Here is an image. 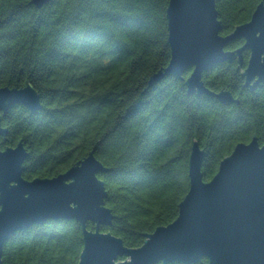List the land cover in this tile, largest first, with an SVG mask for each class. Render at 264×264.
Masks as SVG:
<instances>
[{
	"label": "trees",
	"instance_id": "1",
	"mask_svg": "<svg viewBox=\"0 0 264 264\" xmlns=\"http://www.w3.org/2000/svg\"><path fill=\"white\" fill-rule=\"evenodd\" d=\"M168 2L49 0L36 8L31 0H0V87L30 84L41 104L33 114L15 106L1 117L8 134L0 148L22 141L26 180L57 176L94 150L107 169L98 178L113 215L111 226L100 230L128 248L140 247L145 234L177 217L189 188L193 142L205 154V182L237 144L253 137L264 144V83L246 88L236 60L214 65L202 81L212 92L229 91L237 102L188 96L184 82L172 75L148 86L170 59ZM260 2L215 0L221 35L249 21ZM242 44L233 41L225 50ZM248 58L244 52L243 68ZM81 250L75 220L46 221L10 237L2 262L78 264Z\"/></svg>",
	"mask_w": 264,
	"mask_h": 264
},
{
	"label": "water",
	"instance_id": "2",
	"mask_svg": "<svg viewBox=\"0 0 264 264\" xmlns=\"http://www.w3.org/2000/svg\"><path fill=\"white\" fill-rule=\"evenodd\" d=\"M49 0H31L41 8ZM170 59L154 73L148 86L172 75L184 82L188 96H212L220 103L237 102L229 91L212 92L202 74L216 64L236 60L244 86L250 91L264 83V0L250 20L221 35L215 0H169L166 9ZM236 40L243 44L225 50ZM249 52L243 68V53ZM183 78L184 72L189 71ZM15 106L30 113L41 108L40 97L30 85L0 87V138L8 131L1 117ZM205 154L193 142L188 160L189 188L178 206L177 217L144 235L143 244L128 248L103 226H111L113 215L106 207L107 192L98 178L107 169L94 150L66 171L51 178H23L27 151L22 141L0 148V264L10 237L46 221L75 220L82 231L78 264H264V144L256 137L237 144L220 161L211 180L203 181L201 164ZM87 223L93 229L87 228ZM119 258H124L118 261Z\"/></svg>",
	"mask_w": 264,
	"mask_h": 264
},
{
	"label": "flooded vegetation",
	"instance_id": "3",
	"mask_svg": "<svg viewBox=\"0 0 264 264\" xmlns=\"http://www.w3.org/2000/svg\"><path fill=\"white\" fill-rule=\"evenodd\" d=\"M249 53V52H248Z\"/></svg>",
	"mask_w": 264,
	"mask_h": 264
}]
</instances>
